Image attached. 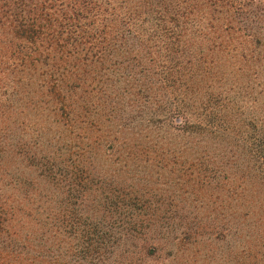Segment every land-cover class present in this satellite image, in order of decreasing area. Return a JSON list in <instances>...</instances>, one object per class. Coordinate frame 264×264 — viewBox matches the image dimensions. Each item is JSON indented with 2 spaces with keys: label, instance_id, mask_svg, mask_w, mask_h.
Here are the masks:
<instances>
[{
  "label": "rangeland",
  "instance_id": "rangeland-1",
  "mask_svg": "<svg viewBox=\"0 0 264 264\" xmlns=\"http://www.w3.org/2000/svg\"><path fill=\"white\" fill-rule=\"evenodd\" d=\"M96 1L124 8L123 0ZM233 1L243 9L231 17L252 31L264 0ZM200 51L188 68L183 50L169 93L155 72L138 91L118 68L109 79L124 89L97 93L98 107L76 98L83 107L54 112L33 97L0 109V264H264V179L247 143L227 133L250 126L264 149V48L255 46L248 67L233 73L225 52L207 44ZM123 55L115 59L134 70ZM215 58L225 71L217 103L227 122L210 133L192 115L201 112ZM149 146L158 151L143 150Z\"/></svg>",
  "mask_w": 264,
  "mask_h": 264
},
{
  "label": "trees",
  "instance_id": "trees-1",
  "mask_svg": "<svg viewBox=\"0 0 264 264\" xmlns=\"http://www.w3.org/2000/svg\"><path fill=\"white\" fill-rule=\"evenodd\" d=\"M123 2L121 10L111 4L106 10L100 8L96 0H0V109L25 107L33 97L54 112L83 107L75 104L77 99L98 107L104 99L97 93L108 98L117 88L124 89V85L118 87L109 79L118 68L123 74L122 80L131 78L133 82L127 83L128 86L134 84L138 91H144L151 82L149 74L155 72L156 80L169 93V87L177 88L174 83L180 77L178 57L184 55L183 50H188L187 55L192 59L186 61L188 68L203 54L201 44L205 47L207 44L212 51H223L231 58L227 65L233 73L248 67L244 63L252 57L255 46L264 48V8L252 18L254 26L250 31L231 17L242 13L243 9L241 3L235 4L233 0ZM112 13L123 19L127 34L112 19ZM127 40H133L128 43L130 47L125 46ZM124 52H129L126 61L136 66L134 70L118 61L124 58ZM213 63L212 70H205L208 82L201 85L203 91L199 96L202 99L197 100L201 112L192 115V120L202 131L217 133L224 129L221 122H227L223 119V107L217 103L221 95L218 78H222L225 71L219 68L216 58ZM85 94L91 96L89 101L83 98ZM23 99H26L25 104L19 105ZM176 100L174 104H179ZM36 107L42 109L38 104ZM166 109L179 108H169L167 104ZM185 117L192 122L190 115ZM253 125L260 127L258 131L261 129L257 119ZM228 132L247 143L255 159L253 167L264 179V149H260L263 136L259 132L252 134L250 126L237 134L231 128ZM149 147L143 150L158 151ZM161 154L155 155L163 156ZM44 170L52 171L47 163Z\"/></svg>",
  "mask_w": 264,
  "mask_h": 264
}]
</instances>
